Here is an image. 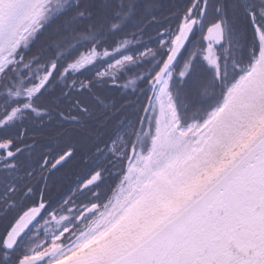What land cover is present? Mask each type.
<instances>
[{
  "label": "snow or ice",
  "instance_id": "1",
  "mask_svg": "<svg viewBox=\"0 0 264 264\" xmlns=\"http://www.w3.org/2000/svg\"><path fill=\"white\" fill-rule=\"evenodd\" d=\"M0 264H264V0H0Z\"/></svg>",
  "mask_w": 264,
  "mask_h": 264
},
{
  "label": "flooded vegetation",
  "instance_id": "2",
  "mask_svg": "<svg viewBox=\"0 0 264 264\" xmlns=\"http://www.w3.org/2000/svg\"><path fill=\"white\" fill-rule=\"evenodd\" d=\"M248 37L249 39L251 38V32H248ZM129 101L128 102H134L137 97H129L128 98ZM144 103V97L140 96L139 97V104L136 105V112L138 111L140 104ZM77 172H78V168H73L71 165H66L64 168H62L59 172H56L53 176V183L56 185H61L63 187V189H68L73 182L76 180L77 178ZM60 174V175H59ZM115 181V177H106L104 184L101 186V191L104 192L106 191V189H108L110 186L113 185ZM62 190V189H61Z\"/></svg>",
  "mask_w": 264,
  "mask_h": 264
},
{
  "label": "trees",
  "instance_id": "3",
  "mask_svg": "<svg viewBox=\"0 0 264 264\" xmlns=\"http://www.w3.org/2000/svg\"><path fill=\"white\" fill-rule=\"evenodd\" d=\"M150 32H151V35H155V30L153 29V30H150ZM145 39H147V38H145ZM41 40H43V37H41ZM39 46H40V41H38L37 42V44H36V46L33 48V51H36L38 48H39ZM85 76H90L91 75V72H85V74H84ZM81 78H83V77H81ZM124 93H122V92H115V98H116V100H117V102H118V104H124V103H128V101H129V99H125V98H123L124 97ZM133 98H134V96H133ZM136 110H137V108L135 107V108H128L127 110H126V114H128V115H133L134 113H136ZM62 143V142H61ZM56 188H59V189H62V190H66V189H63V187L61 186V185H56ZM54 190H55V188H54ZM108 189H106V191H107Z\"/></svg>",
  "mask_w": 264,
  "mask_h": 264
},
{
  "label": "rangeland",
  "instance_id": "4",
  "mask_svg": "<svg viewBox=\"0 0 264 264\" xmlns=\"http://www.w3.org/2000/svg\"><path fill=\"white\" fill-rule=\"evenodd\" d=\"M60 175V174H59Z\"/></svg>",
  "mask_w": 264,
  "mask_h": 264
}]
</instances>
